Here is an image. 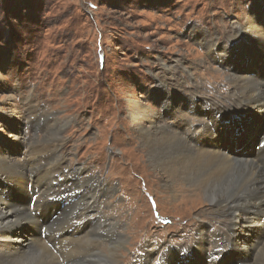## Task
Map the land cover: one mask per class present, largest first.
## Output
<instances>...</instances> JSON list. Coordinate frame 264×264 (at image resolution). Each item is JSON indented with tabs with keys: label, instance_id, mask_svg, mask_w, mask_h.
<instances>
[{
	"label": "rangeland",
	"instance_id": "obj_1",
	"mask_svg": "<svg viewBox=\"0 0 264 264\" xmlns=\"http://www.w3.org/2000/svg\"><path fill=\"white\" fill-rule=\"evenodd\" d=\"M248 17L264 29V0H0V148L9 151L13 132L26 155L31 145L44 147L29 164L19 159L28 177L27 193L36 203L44 193L35 186L42 171L31 168L35 162L56 160L50 171L62 187L68 183L63 170L79 169L80 183L76 176L72 186L81 194L106 193L99 198L98 225L105 217L112 219L110 232L124 238L111 264H142L147 250V264H172L169 250H176L169 246L195 245L201 235L205 251L220 254L204 264H239L241 251L229 244L235 232L230 217L216 215L184 182L162 184L166 177L151 168L140 149L130 112L140 102L160 115L163 125L191 136L194 119L202 117L190 112L192 100L197 108L209 101L222 112L229 105L237 110L236 88L228 77L233 69L252 72L264 82L258 67L264 65L262 36L242 30V37L230 39ZM224 50L235 52L231 64L220 62L227 57ZM172 106L179 108L173 118L167 113ZM244 111V130L241 123L223 120V127L232 130L220 133V123L215 124L212 139L231 155L254 157L249 143L264 139V118L249 112L247 119ZM235 138L245 149H235ZM5 190L3 195L14 196ZM16 194L22 197L16 202L28 199ZM20 223L14 229H21L18 236L29 228ZM32 234H40V228ZM22 240L27 243L25 236ZM99 243L106 252L108 241L100 238ZM46 249L57 261L65 256L62 250ZM247 252L251 257L245 264H255L257 250Z\"/></svg>",
	"mask_w": 264,
	"mask_h": 264
},
{
	"label": "bare ground",
	"instance_id": "obj_2",
	"mask_svg": "<svg viewBox=\"0 0 264 264\" xmlns=\"http://www.w3.org/2000/svg\"><path fill=\"white\" fill-rule=\"evenodd\" d=\"M256 24V20L253 18H246V24H237L235 30L237 34L231 36L230 39L240 38L248 33H256L262 36V40H264V29ZM242 30H244V34ZM208 43L210 42H207V50L214 53L211 44ZM261 46L264 48V42ZM234 54L235 52L224 50V56L227 57H222L219 60L223 63L227 59L228 64H231ZM258 67L263 74L264 65L261 67V64H258ZM163 68L166 71L171 69L170 66L164 64ZM258 76L255 74L252 76V72L248 71L242 73L237 69H233L228 76L230 82L236 88L237 110L229 105L230 108H226L222 112L215 103L209 101L203 102V106L197 108L196 101L192 100L193 107L190 112L193 114L198 113L202 117L201 119H198V117L194 119L197 123L191 125V136H188L186 131L181 133L177 127L163 125L160 115H157L154 110L144 104L142 105L140 102L134 101L137 109L130 112L133 129L138 133L140 149H144L151 168L166 177L162 184L168 186L173 181L184 182L191 188L189 191L201 195V201L211 204V208L215 210L216 215L230 217L231 227L235 229V232L231 235L229 244L231 248L241 251L243 256L237 258L239 264L249 262L251 254L247 251L251 248L257 250L255 264H264V236L262 241L259 238L260 233L264 232V148L256 152L254 157H249L246 153L236 157L234 151L231 155L224 150L228 147L224 146L222 142L221 145H218L212 139L211 126L220 123V133L222 131L230 133L232 128L229 126L223 127L221 123L226 120L241 123L244 130L245 109L248 110L247 117H249L247 119L252 117L249 112L254 113L257 117L264 118V82ZM171 78L175 79L176 77L174 78L171 75ZM249 107L256 109L257 112L262 111V114L258 115ZM167 110L165 111L173 118L174 112H177L179 108L176 110L172 106ZM229 122L227 123L229 124ZM17 135L13 132V141L7 145L9 147L8 152L0 148V187L7 184V190H11L10 193L14 195L12 197L5 196V194H2L5 188H0V264H111L124 238L116 232H110L114 228V224H111L112 219L105 217L101 221L103 224L98 225V219L102 217L97 208L99 198L105 196L106 193L103 192L104 195H102V192H95V190L84 194L79 193L71 183L76 176H78L76 177L77 186L80 183L81 171L79 169L71 171L65 168L63 171L68 183L65 181L63 187L56 185L54 182L58 178L53 179L50 168L58 164H56V160L51 164V160L45 158L43 164L35 162L31 167L35 166L37 170L42 169L39 172V177L35 179V186L41 185V190L44 193L40 191L42 198L38 199L36 203V198L34 199L32 195L28 194V177L25 172L20 170L25 166L20 163L19 159L29 164V162H33L31 160L36 156H40L37 155L38 150L44 147L40 145L41 143H38L40 149L36 145H31L29 146L30 151L26 155L27 150H23L25 145L18 141ZM215 136L218 138V135ZM0 144L3 145V142L0 141ZM45 144H49V142H45ZM233 145L235 149L240 147V151L245 149V146L240 143V140L236 141V138ZM8 159H11V161ZM62 166L60 165V167ZM51 185L53 188H51ZM18 192L25 193L24 196L28 199H25L22 203H19L20 201L16 202L14 199H22L20 194H16ZM76 193H79L77 202L75 201ZM59 195H65L66 197L60 200L61 202L48 200L52 196ZM30 206H33V208ZM33 211L35 212L34 215L32 214ZM38 211L39 214L36 215ZM53 213L56 214L55 217L41 224L43 215H52ZM20 220L25 222L22 226L23 229H25L24 225L27 224H29V228L26 227L28 231L22 232L21 236H18L16 234L21 229H14L22 225ZM30 225L37 227H30ZM41 225L45 228L44 237L39 234H32V231L39 230ZM105 228H107V231L104 230ZM108 235L109 238H107ZM212 235L216 236L213 233ZM24 236L27 243L22 240ZM100 238H105L109 243L106 252L101 248ZM204 243H206V239L201 235L195 245L169 246L176 250L174 252L169 250L170 261L172 260V264H174L176 259L180 262H186L187 260L186 263L189 264V260H194L197 264H204L206 258L210 259L208 261L217 259L220 255L219 250L215 249L211 253H207L203 248ZM29 244L30 246H28ZM32 244L36 245L31 246ZM46 247L57 253L62 250V254H65V256L59 257L60 259L57 261ZM150 255L147 250L142 264L148 263ZM64 258L67 260H64ZM208 264L213 263L209 262ZM224 264L228 263L224 261Z\"/></svg>",
	"mask_w": 264,
	"mask_h": 264
}]
</instances>
